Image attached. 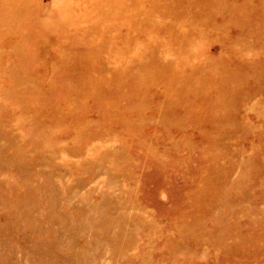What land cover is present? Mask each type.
I'll return each mask as SVG.
<instances>
[{
    "label": "rangeland",
    "instance_id": "rangeland-1",
    "mask_svg": "<svg viewBox=\"0 0 264 264\" xmlns=\"http://www.w3.org/2000/svg\"><path fill=\"white\" fill-rule=\"evenodd\" d=\"M3 4L0 264H264V0Z\"/></svg>",
    "mask_w": 264,
    "mask_h": 264
},
{
    "label": "bare ground",
    "instance_id": "bare-ground-1",
    "mask_svg": "<svg viewBox=\"0 0 264 264\" xmlns=\"http://www.w3.org/2000/svg\"><path fill=\"white\" fill-rule=\"evenodd\" d=\"M16 1H18V0H0V9L1 8H3V7H5V6H7V5H5V4H3L4 2H16ZM20 1H22V2H25V3H28V1H30V0H20ZM3 2V3H2ZM48 2V1H47ZM83 3V2H82ZM90 3V2H89ZM86 4V3H85ZM92 5V4H91ZM80 6V5H79ZM50 8V7H49ZM74 8V7H73ZM144 8V7H143ZM76 10V9H75ZM82 11V10H81ZM77 12V11H76ZM88 14V13H87Z\"/></svg>",
    "mask_w": 264,
    "mask_h": 264
}]
</instances>
